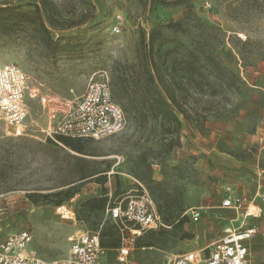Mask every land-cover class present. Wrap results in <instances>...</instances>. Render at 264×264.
I'll return each instance as SVG.
<instances>
[{"label": "rangeland", "instance_id": "374dc122", "mask_svg": "<svg viewBox=\"0 0 264 264\" xmlns=\"http://www.w3.org/2000/svg\"><path fill=\"white\" fill-rule=\"evenodd\" d=\"M0 7L28 12L27 21L0 24V66L18 65L29 77L24 132L0 118V241L26 230L28 250L55 260L67 257L73 230L98 231L107 264L121 247L133 249L129 262L167 264L228 228L255 224L249 212H264V189L251 197L252 172L238 171L233 153L245 134L264 135V0H0ZM170 21L179 27H166ZM150 34L165 86L149 78ZM90 79L109 84L123 128L72 146L50 141L41 130L43 100L74 101ZM166 88L183 111L177 130L151 109L157 93L167 99ZM141 190L160 218L156 228L132 233L105 210L83 207L88 198L113 204ZM243 190L241 208L222 206Z\"/></svg>", "mask_w": 264, "mask_h": 264}, {"label": "built area", "instance_id": "2783aa9c", "mask_svg": "<svg viewBox=\"0 0 264 264\" xmlns=\"http://www.w3.org/2000/svg\"><path fill=\"white\" fill-rule=\"evenodd\" d=\"M113 30L118 33V26ZM28 82L27 73L18 65L10 63L0 66V118L13 126L16 134L26 129ZM43 102L47 108V124L41 130L46 138L57 143L59 137H107L120 131L125 124V117L113 100L109 84L103 79H90L83 94L74 101L49 97ZM246 202L244 197H229L222 201V206L238 210ZM105 211L110 219L119 221L132 233L156 228L160 224V218L145 190L139 194H127L124 199L108 205ZM190 217L197 221L200 212L191 210ZM256 231V226L244 227L241 223L226 229L223 235L203 249L174 255L167 264H254L245 242ZM30 241L31 234L26 230L8 234L0 241V264H107V249L101 244L98 231L73 230L66 238L67 257L62 259L48 260L36 256L28 250ZM132 252L130 247H121L116 264H138L128 261Z\"/></svg>", "mask_w": 264, "mask_h": 264}, {"label": "trees", "instance_id": "16d2710c", "mask_svg": "<svg viewBox=\"0 0 264 264\" xmlns=\"http://www.w3.org/2000/svg\"><path fill=\"white\" fill-rule=\"evenodd\" d=\"M27 15V11H20L16 7H0V24L2 26H6V24L12 22L13 19H16L18 21H27ZM166 27L177 29L179 27V23L170 21L166 24ZM155 39V36L153 34H150L147 43L149 48V60L152 67V75H150L149 78L152 82L156 81L158 84L165 86V80L163 78L161 70L156 63L153 54L151 53V49H153ZM164 92L167 99L157 93L151 100V109L156 114V116H159L177 130L182 125L180 115L183 113V111H179L181 107L177 105L173 92L167 88ZM58 140L65 145L72 146L73 139L59 137ZM70 196L71 194H68L66 198ZM57 204L59 205L60 203ZM108 205H110V203L106 196L88 198L83 202V207L89 211H102L105 210Z\"/></svg>", "mask_w": 264, "mask_h": 264}, {"label": "crops", "instance_id": "0c3cea01", "mask_svg": "<svg viewBox=\"0 0 264 264\" xmlns=\"http://www.w3.org/2000/svg\"><path fill=\"white\" fill-rule=\"evenodd\" d=\"M258 140H264V135L245 134L239 148H236L233 153L234 167H237L240 172H244L247 168H250L252 172L251 180L254 184L252 185L253 191L251 197H254V199L257 197L260 189H264V144H259ZM219 154L228 156L222 152ZM225 162V166H228ZM245 178V176H240L237 179L243 181ZM245 194V190L241 191L240 197H246ZM253 218H255V224L249 221L247 222L248 226L245 227L256 226L257 231L245 244L248 247L252 262L254 264H264V212L256 214Z\"/></svg>", "mask_w": 264, "mask_h": 264}, {"label": "bare ground", "instance_id": "6f19581e", "mask_svg": "<svg viewBox=\"0 0 264 264\" xmlns=\"http://www.w3.org/2000/svg\"><path fill=\"white\" fill-rule=\"evenodd\" d=\"M247 213H248V212H247ZM249 213H250V214H253V211H250Z\"/></svg>", "mask_w": 264, "mask_h": 264}]
</instances>
